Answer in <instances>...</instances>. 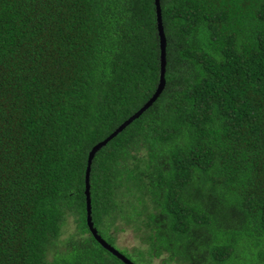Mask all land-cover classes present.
Listing matches in <instances>:
<instances>
[{"label": "trees", "instance_id": "16d2710c", "mask_svg": "<svg viewBox=\"0 0 264 264\" xmlns=\"http://www.w3.org/2000/svg\"><path fill=\"white\" fill-rule=\"evenodd\" d=\"M160 7L165 87L95 153L94 227L135 264H264V0ZM159 72L154 0H0V264H125L87 156Z\"/></svg>", "mask_w": 264, "mask_h": 264}, {"label": "water", "instance_id": "95a60500", "mask_svg": "<svg viewBox=\"0 0 264 264\" xmlns=\"http://www.w3.org/2000/svg\"><path fill=\"white\" fill-rule=\"evenodd\" d=\"M155 8H156V27L159 36V80L157 86L151 95V97L132 115H130L127 119H125L121 124H119L106 138L97 142L95 145L92 146L90 151L88 152L87 156V164L85 169V209H86V224L93 235V237L97 240V242L109 251L111 254L116 256L125 264H135L129 258H127L124 254H122L119 250L115 247L110 245L106 240H104L97 232L96 228L94 227L92 221V206H91V196H90V170L92 160L94 158L95 153L106 145L111 139H113L118 133H120L123 129H125L132 121L138 118L148 107H150L158 98V96L162 93L165 87V69H166V37L164 34L163 24H162V17H161V7H160V0H154Z\"/></svg>", "mask_w": 264, "mask_h": 264}, {"label": "rangeland", "instance_id": "374dc122", "mask_svg": "<svg viewBox=\"0 0 264 264\" xmlns=\"http://www.w3.org/2000/svg\"><path fill=\"white\" fill-rule=\"evenodd\" d=\"M74 222L73 218L70 217L68 221V225L66 226L64 232H63V237H66L69 232H71L74 228ZM115 241L116 245L118 248L120 247L121 249L124 248L126 250H130L132 247L137 245V241L134 238L133 233L130 230H125V231H119L115 235ZM149 264H161L160 260L158 258H154L151 260Z\"/></svg>", "mask_w": 264, "mask_h": 264}]
</instances>
